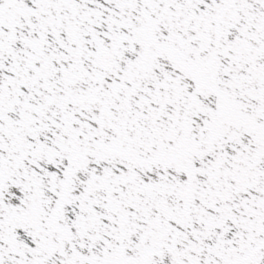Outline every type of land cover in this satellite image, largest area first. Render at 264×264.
Returning <instances> with one entry per match:
<instances>
[{
  "label": "snow or ice",
  "instance_id": "obj_1",
  "mask_svg": "<svg viewBox=\"0 0 264 264\" xmlns=\"http://www.w3.org/2000/svg\"><path fill=\"white\" fill-rule=\"evenodd\" d=\"M0 264H264V0H0Z\"/></svg>",
  "mask_w": 264,
  "mask_h": 264
}]
</instances>
